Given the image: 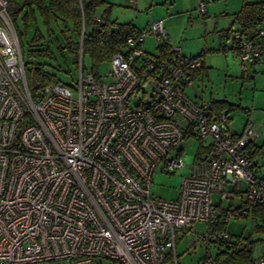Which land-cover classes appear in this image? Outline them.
<instances>
[{
  "label": "built area",
  "instance_id": "obj_1",
  "mask_svg": "<svg viewBox=\"0 0 264 264\" xmlns=\"http://www.w3.org/2000/svg\"><path fill=\"white\" fill-rule=\"evenodd\" d=\"M6 7L0 0V264H178L177 229L204 223L198 239L209 247L228 238L230 218L264 203V176L250 149L259 124L234 133L225 112L211 116L186 95L202 59L173 44L165 58L147 52L148 36L168 39L162 19L127 37L103 73L83 68L81 37L74 80L49 82L33 101ZM198 10L205 12L204 0ZM229 36L224 47H233L248 76L264 51V27L255 39L238 30ZM189 138L205 150L177 197L152 194L156 166L184 167L177 145ZM239 179L246 198L221 211ZM188 234L191 246L195 234ZM196 264L228 263L208 251ZM245 264H264V254Z\"/></svg>",
  "mask_w": 264,
  "mask_h": 264
},
{
  "label": "rangeland",
  "instance_id": "obj_2",
  "mask_svg": "<svg viewBox=\"0 0 264 264\" xmlns=\"http://www.w3.org/2000/svg\"><path fill=\"white\" fill-rule=\"evenodd\" d=\"M190 2L191 0H105V2L99 6L98 12L101 13L108 7V4L111 3L109 7V16L111 19L116 20L117 22L132 21L139 27H146L151 21L162 19L164 27L168 28L169 22L167 23V18L168 16L171 17L172 24H170V31H168L169 42L173 45L179 46L181 52L186 56H196L200 54L199 57H201V59L203 58V55L204 57H209L212 65L209 68L211 71V78L209 81H199L201 78L199 76V79H195L192 83L193 86H195L197 82L199 90H201L204 83V85L207 86V93L213 86V91H217V95L220 96H222L224 91L227 95L232 92V97H236L238 101L242 99L241 101L245 105H249L248 100L251 99V94H253V92H255V97H262L261 99H264V96H262L264 95V91L258 90L260 84H255V82L253 83V79L249 77L242 78L240 75V70L237 69V57L232 49H222L224 47L223 43L226 44L229 41V39L226 40V37L223 34L225 33V29L230 26L229 24L232 15L224 17L221 12H218L216 15H212L211 12H208L206 16H204L199 13L198 0H194L193 5H190ZM207 3L208 2L206 1V11ZM158 12H162L163 14L159 16ZM228 13L231 14L232 12ZM51 23L53 34L50 35L46 34L45 27L39 18H37L36 24H29L28 32L26 35L23 34L20 40L23 59L24 62H26L27 67H29L31 65L30 62L32 61V57L30 56L28 49L30 47L41 48L46 44H49L50 51L55 59L49 57V55L43 54L37 57V63H39L43 70L54 74L58 80L69 83L74 80L78 69L76 70L70 57H67L64 61L60 52L56 48V40L59 41V43H63L66 36L71 35L74 39L75 35L72 31H70L69 34L62 33L60 30L63 27V24L59 22L55 23L54 21ZM17 24L20 28L21 23L19 19L17 20ZM36 26L44 35V39L41 42L33 43L31 37L33 29ZM67 26H70V23L67 24ZM144 46L147 52L151 54L156 53V41L151 36H148L145 39ZM225 59H227L226 63L229 64L228 68L226 67ZM82 63L84 69H91L90 56L88 53L82 55ZM108 70V62H105L98 67L100 73ZM235 71H237L236 76L238 80L236 88L232 87L231 83V75L236 73ZM250 74L251 73L249 72V75ZM225 79H227L226 83ZM242 84L243 87H245V90H243L245 92L244 94H239ZM187 89L185 91L186 93ZM188 95H193L191 94L190 88L188 90ZM256 110L259 109L255 106L252 114H255ZM243 115L244 113L240 110L230 114V117L234 121L232 124L233 130H239L244 120ZM251 121L260 124L257 142L261 147V156L264 157V117L252 116ZM198 143L199 141L195 138H189L178 142L177 146L183 148L182 158L185 163L184 167L169 171L163 170L162 164L160 163L156 166L150 186L152 194L164 199H175L177 197L182 176L187 174L190 170V165L193 161ZM260 163H262L260 166V173L261 175H264V159H260ZM237 188L238 190L235 192L234 198L222 199L219 204L221 207H235L241 204L246 198V193L244 192L246 188L245 181L239 179L237 182ZM239 191H241V193H239ZM210 200L213 203H217L218 196L216 194H211ZM252 224L253 221L251 214L247 217H233L226 223V231L229 235V240H233L238 236L243 238H248L249 236L250 240L254 241L252 243L251 251L252 255L256 257L264 252V233L253 232ZM204 230L205 224L202 222H196L188 230H176V254L178 264H196L202 256L208 253V251L212 255H215L225 249V244L212 243L207 247L204 241L198 239V234L202 233ZM190 232L195 234V242L193 245L188 246V243L191 240V237L188 234ZM259 239L260 241H257ZM163 264H173V261L167 259Z\"/></svg>",
  "mask_w": 264,
  "mask_h": 264
},
{
  "label": "trees",
  "instance_id": "obj_3",
  "mask_svg": "<svg viewBox=\"0 0 264 264\" xmlns=\"http://www.w3.org/2000/svg\"><path fill=\"white\" fill-rule=\"evenodd\" d=\"M104 2L105 0H7L6 10L20 44L22 35H26L29 30V24H36L37 18L42 21L46 34L48 35L53 34L51 27L52 21L63 24L60 30L62 33L69 34V32L72 31L75 35L74 39L70 35L65 37L63 43H59V41L55 40L57 43L56 48L64 61L67 57H70L75 68L77 67L79 42L82 37V55L84 53L89 54L91 62L90 68L93 72L97 73L98 67L101 64L108 62L113 54L120 51V46L124 44L127 37H135L142 30L146 29V27L138 28L130 21L117 22L111 19L109 16V7L111 3L108 4L105 10L99 13L98 8ZM204 2H206V0H204ZM18 19L21 23L20 28L17 24ZM69 23L70 26H67ZM233 24L236 25V28L231 30H238L247 39H255L259 28L264 27V0H244L240 9L234 13ZM231 30H229V35ZM226 31L227 29L225 32ZM43 39L44 35L42 32L37 26L34 27L31 41L33 43H38ZM170 46L171 43L169 42V38L166 42L156 43V53L152 55L157 58L168 57V55H170ZM28 51L32 57V61L29 67H27L25 62V75L30 98L36 101L44 85L51 81L58 80L54 74L43 70L39 63H37V57L43 54L49 55V57L53 59H55V57L50 51L49 44L41 48L30 47ZM262 53H264V51H262ZM196 57H199V55H196ZM257 57L249 65H252ZM202 68L201 65L199 68L195 69L192 75L196 77ZM32 72L36 79L35 86H31L30 84V75ZM210 101L209 106L206 107L210 110L211 116L218 114L221 110L229 112L233 109L240 108L239 105L225 100ZM201 105L205 106L204 104ZM204 150L205 149L199 144L193 159L201 158ZM220 209L221 211H226L228 207H220ZM232 210H234V208H232ZM249 214L252 215V231L264 233V203H257L252 206ZM249 214H244V217H247ZM257 241H260V239ZM253 242L254 241L250 240L249 236L248 238L238 236L233 240L226 238L219 242L220 244H225V249L215 255L228 264L248 263L255 258L251 251ZM262 254H264V252H262Z\"/></svg>",
  "mask_w": 264,
  "mask_h": 264
},
{
  "label": "crops",
  "instance_id": "obj_4",
  "mask_svg": "<svg viewBox=\"0 0 264 264\" xmlns=\"http://www.w3.org/2000/svg\"><path fill=\"white\" fill-rule=\"evenodd\" d=\"M206 1L208 2L207 3V11L205 10V12L203 14H201V15L206 16V14L208 12H211L212 15H216L218 12H221V14L224 15V17L232 15L231 16L232 19H231L230 24H229L230 26L227 28V31L223 34L226 37V40H227L229 38V30L236 28V25L233 24L234 13L237 12L240 9V7L242 5V2L244 0H206ZM249 1H259V0H249ZM193 3H194V0H191L190 5H193ZM205 9H206V5H205ZM224 12H227V13H224ZM228 12H232V13L229 14ZM162 14H163L162 12H158L159 16L162 15ZM171 20H172V18L168 16L167 23L169 22V26H168V28H165L167 34H168V31H170L169 27H170V24H172ZM130 22H132V21H130ZM133 24L136 27H138V28H144V27L137 26L135 23H133ZM148 25L149 24H147V26ZM226 44H228V43H226ZM226 44L223 43L224 46ZM222 49L227 50V49H230V48L223 47ZM198 55L200 56V54H198ZM235 56L237 57L236 53H235ZM236 59L238 61L237 69L240 70V75L242 76V78H248L249 77V78L253 79V83L255 82V84L256 83L260 84L258 90L264 91V53L260 54L257 57L256 61L252 65L248 66V70L251 73L249 76H245L243 74V72L240 69V62H239L238 57ZM226 60L227 59H225V63H226ZM232 64H234V63H232ZM201 65H202L203 68H202V70L200 72H198V74L196 75L195 79L198 80L199 79L198 77L200 76L201 78L199 79V81L200 80L203 81V82L206 81V80L209 81V79L211 78V71H210L209 68L212 66L209 57H204V55H203L202 64ZM226 65H227L226 67L228 68L229 64L226 63ZM235 72L236 73H233L231 75V78H232L231 79V83H232V87L236 88L238 80H237V76H236L237 71H235ZM226 80L227 79H225V83H226ZM189 88L191 89V94H193V95H190L191 97L188 95ZM225 88H224V90H225ZM186 89H187V93L186 92L185 93L191 100H193L195 102H198L200 104H204L205 106H209V104L211 102L210 100H225V101L231 102V103H233L235 105H239L240 108L233 109V110H231L229 112L226 111V110H221V111L225 112L228 115V117H229L228 128L234 133L241 132L242 129L244 128V126L248 122H251V117L252 116L264 117V99H261L262 97H259V98L255 97V92H253V94H251V99L248 100V104L249 105H245V104L242 103V101H241L242 99H240L238 101L236 99V97H232V95H231L232 92L228 93V95H227L225 93V91H224L222 96H220V95H217V91L216 92L213 91V86H212L211 90L207 93V86L204 85V83H203V87H202L201 90H199V86H198L197 82H196L195 86L190 85V86L185 88V91H186ZM243 90H245V87H243V84H242L241 91L239 92V94H241V93L244 94L245 91H243ZM254 90H255V88H254ZM262 96H264V95H262ZM192 98H194V99H192ZM255 106L258 107L259 110H256L255 114H252L253 113V109H255ZM237 110H240V111H242V113H244V115H243L244 116V120H243V122L241 124V127L239 128L238 131L232 129V124L234 123V121L230 117V114L232 112H237ZM259 128H260V124H259ZM258 135H259V133H258ZM257 139H258V136H257V138L255 140L254 146L252 148H250V149H251V157H252L253 163L255 165V168L260 173V171H261L260 166L262 165V163H260V159H264V157L261 156V154H262L261 147L258 144ZM262 176H264V175H262Z\"/></svg>",
  "mask_w": 264,
  "mask_h": 264
},
{
  "label": "water",
  "instance_id": "obj_5",
  "mask_svg": "<svg viewBox=\"0 0 264 264\" xmlns=\"http://www.w3.org/2000/svg\"><path fill=\"white\" fill-rule=\"evenodd\" d=\"M30 84H31V86H35L36 85V79H35V76H34L33 72L30 75Z\"/></svg>",
  "mask_w": 264,
  "mask_h": 264
}]
</instances>
